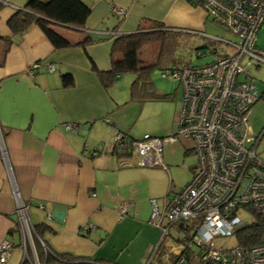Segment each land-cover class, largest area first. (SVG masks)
<instances>
[{"label":"crops","instance_id":"crops-1","mask_svg":"<svg viewBox=\"0 0 264 264\" xmlns=\"http://www.w3.org/2000/svg\"><path fill=\"white\" fill-rule=\"evenodd\" d=\"M27 1L0 0V240L12 243L9 256L0 264H31L34 258L30 244L23 246L11 182L26 204L32 224L50 228L32 238L40 264L79 260L146 264L161 235L149 221V200L155 198L162 207L165 196H159L169 189L166 182L152 176V169L136 166L135 155L112 152L113 138L118 130L128 134L118 116L129 102L138 104L139 114L156 103L179 104L173 110L174 122L182 97V91L176 89L181 87L171 79L176 87L158 92L152 82L150 88L157 96L140 101L130 95L135 73L119 75L105 89L92 63L99 70H109L114 37L135 31L139 24L153 20L167 32L201 35L209 26V16L203 7L187 0H81L91 9L85 30L94 41L85 47L55 48L36 24L22 34H12L7 21L15 7ZM111 5L124 7L125 14H114ZM56 29L71 43L85 36V31L71 27ZM5 37L11 42L4 53ZM158 50L152 61L157 60ZM35 62L40 63L29 72ZM46 63L53 69L47 70ZM63 73L73 76L71 86L62 85ZM68 122L76 128L66 129ZM249 125L251 134L259 137V146L264 131L253 134ZM172 129L170 124L150 127L145 133L164 136ZM176 143L184 146V139L166 145L170 149ZM259 154L264 159V148ZM122 204L125 211L121 215ZM56 208L65 210L61 222L47 216ZM176 229L171 227L169 233L174 239ZM166 248L164 245L162 250Z\"/></svg>","mask_w":264,"mask_h":264},{"label":"built area","instance_id":"built-area-1","mask_svg":"<svg viewBox=\"0 0 264 264\" xmlns=\"http://www.w3.org/2000/svg\"><path fill=\"white\" fill-rule=\"evenodd\" d=\"M187 1L203 7L234 40L208 35L230 46L232 51L207 63L164 67L161 75L178 81L182 91L176 131L164 136L145 133L131 141L136 166L164 167V145L178 138L190 141L188 149L196 158L190 180L178 190L168 191L162 207L155 198L150 200L149 221L160 229L161 235L146 264L154 261L153 253L164 236L169 235L171 226L178 224L182 228L177 229V236L184 238V229L188 228L189 237L184 243L175 240L164 244L168 247L165 256L175 254L170 264H182L186 251L190 250L204 264H264V232L257 243L250 245L237 241L233 246L220 247L214 242L217 236L235 235L256 220L264 226V159L257 150L259 137L251 134L249 125L250 108L258 91L243 62L247 59L257 66L264 63V49L255 44L257 31L264 24V0ZM110 10L119 16L126 12L118 5H111ZM39 63L32 64L28 71ZM45 66L49 71L53 69L50 63ZM64 125L68 130L76 128L72 122ZM124 141L122 133L117 132L113 146L119 150L126 148L128 143ZM2 157L6 161L3 150ZM11 191L23 246L30 244L32 248L31 264H40L32 242L37 232L28 217L27 206L12 182ZM120 211L122 215L125 204L120 205ZM47 216L50 218V213ZM11 249L8 239L0 240V262L7 259ZM58 264L107 263L79 260Z\"/></svg>","mask_w":264,"mask_h":264},{"label":"trees","instance_id":"trees-1","mask_svg":"<svg viewBox=\"0 0 264 264\" xmlns=\"http://www.w3.org/2000/svg\"><path fill=\"white\" fill-rule=\"evenodd\" d=\"M90 11V7L81 0H28L25 5L18 6L15 9V12L8 19L7 24L12 34H22L31 24H36L41 28L55 48H63L70 45L85 47L94 41L91 33L85 30V21ZM61 25L71 27L75 30L85 31V36L80 41L71 43L56 29L57 26ZM162 28L163 25L160 22L150 20L146 23L139 24L135 31L117 34L114 37L111 47L110 69L99 70L92 63V68L97 71L99 79L105 89H107L119 75L126 72H133L135 73V79L130 88L131 97L141 101L145 98L157 96L155 91L150 88L152 81L149 79V75L150 71L159 64V58L164 57V55H167V52H169L167 45L168 32L162 30ZM3 40L5 41V53L11 39L5 37ZM148 43H158L159 54L156 61L145 63L139 59L138 50L141 46ZM209 51L211 53L214 52L213 49ZM196 52V55L202 53L198 47L196 48ZM0 63H2V60H0ZM61 82L63 86H71L74 83L73 76L69 73H63L61 74ZM164 96H167V94L162 95V97ZM259 97H264V95H258L257 99ZM261 131H264V128H262ZM118 132L122 133L123 139H125L124 142L128 144L125 145L126 148L120 150L117 146H113L112 152L122 156H130L132 154L131 141L136 138L131 137L124 131L118 130ZM188 151L190 150L187 149L185 153H188ZM34 228L39 235L41 229H50L46 225H34ZM176 228L181 229L182 225L178 224ZM184 230V238L175 236V239L182 243L189 237L188 228ZM262 232H264V226H262L259 220H256V222H251L238 230L235 236L238 243L250 245L259 241ZM159 246L155 251L157 257H159L157 254L160 248ZM162 252L163 250H160L159 253ZM163 253H167V250L165 249ZM168 255L172 258L175 257V254L171 252L168 253ZM185 258L186 260H184L182 264H204L198 260L191 250L186 251ZM155 262L153 261V264H157ZM149 264H151V262Z\"/></svg>","mask_w":264,"mask_h":264},{"label":"rangeland","instance_id":"rangeland-1","mask_svg":"<svg viewBox=\"0 0 264 264\" xmlns=\"http://www.w3.org/2000/svg\"><path fill=\"white\" fill-rule=\"evenodd\" d=\"M17 7H15V9ZM207 22L209 26L206 28V32H204L205 35H189L186 33L168 32L167 45L169 54L166 58L165 55L161 59L160 64L155 66L150 71V80L154 83L155 88L158 92H163L164 89H166V91L172 90L176 87L177 84L174 80L161 75V71L164 68V66L162 65L167 63L168 61H174L178 64H200L211 60L213 54L220 55L232 51V48L230 46L226 45L225 43H221L220 41H216L208 37V35L219 36L229 40H234V37L222 25L218 24L210 16ZM203 42L206 43L204 46L199 45ZM255 44L260 49H264V24H261L257 31ZM158 47V43L152 45H143L138 51V56L143 61H152L156 57ZM197 47L202 52L200 55H196ZM210 49H213L214 52L211 53L209 51ZM243 62L246 63L250 74L253 76V82L257 86L258 95H264V63H261L257 66L254 64V62H247V59H243ZM124 74L127 75L129 74V72ZM176 90H178L179 92L181 89L177 88ZM158 104L163 105L162 107H160ZM149 106H145L144 108H142L143 110L139 114L137 113L139 109L138 104L129 102L125 105V109H123L122 113L118 116V118L121 120V124L123 125V129H127V132L131 137L139 139L146 131H148L147 129L150 127L160 129V127L170 124L173 126V129L169 131L168 134L176 131L178 111L175 114L176 116L174 122L172 121V114L173 110L175 111L178 109L179 104L165 106V103H156V105H154L153 107ZM249 115V122L254 131L253 134H258L262 130V128H264V97H259L252 104ZM165 133L163 135H167V133ZM190 145V141L185 139L184 146H180V144L176 143V145H172L169 149L168 145H164L162 151V161L165 165L164 167H138H140V169H152V176H154V178L156 179H161L166 182L167 190L169 189L170 193H172L178 190L180 187L184 186L190 180L192 168L196 164L195 155L191 151L185 153V148H189ZM257 148L259 150L264 148V138L261 139L260 145ZM133 152L135 151L133 150ZM134 155L135 153H132L131 156ZM163 196L166 197V195L163 194L162 196H159V198H162ZM147 200H149V198H147ZM162 241L163 242L161 243L159 251L157 253L159 257L155 255L154 262L156 261L155 263L157 264H170L173 261V258L170 255L165 256V254L163 253L165 250H163L162 253L159 252L160 250H162L165 243H175V239L173 238V236L166 235L164 236V239ZM214 242L216 246L229 247L235 245L237 243V239L236 236L232 234L230 236H217ZM151 264H153V262Z\"/></svg>","mask_w":264,"mask_h":264},{"label":"water","instance_id":"water-1","mask_svg":"<svg viewBox=\"0 0 264 264\" xmlns=\"http://www.w3.org/2000/svg\"><path fill=\"white\" fill-rule=\"evenodd\" d=\"M64 213H65V210L56 208V209H53L51 216L55 220L61 222L63 220Z\"/></svg>","mask_w":264,"mask_h":264}]
</instances>
